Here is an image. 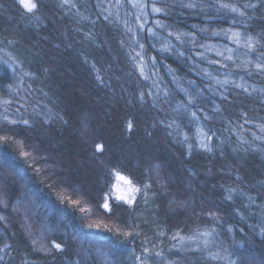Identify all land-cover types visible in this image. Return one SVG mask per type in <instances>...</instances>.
<instances>
[{
  "label": "trees",
  "instance_id": "obj_1",
  "mask_svg": "<svg viewBox=\"0 0 264 264\" xmlns=\"http://www.w3.org/2000/svg\"><path fill=\"white\" fill-rule=\"evenodd\" d=\"M145 1L163 11L33 0L29 12L0 0V48L21 49L0 62V264H139L144 247L150 264H264V72L252 63L249 75L245 50L211 35H264V0H223L257 4L244 18L217 13L215 0ZM120 176L151 186L130 190V206ZM69 186L88 214L60 198ZM103 217L110 227H89ZM215 221L207 247L171 239Z\"/></svg>",
  "mask_w": 264,
  "mask_h": 264
},
{
  "label": "snow or ice",
  "instance_id": "obj_2",
  "mask_svg": "<svg viewBox=\"0 0 264 264\" xmlns=\"http://www.w3.org/2000/svg\"><path fill=\"white\" fill-rule=\"evenodd\" d=\"M121 2H122V0H116L117 4H120ZM128 2L131 3L133 7H137L139 0H136V2H134V0H128ZM21 3L24 5V7L29 12H34V10L38 9L37 3L32 2V0H21ZM68 3H69V0H63L61 6H63V4H68ZM139 6L144 7V5H139ZM72 7H75V5L73 4ZM185 7L195 8V7H197V5L195 3H189V4L185 5ZM209 7L214 8L217 13H219L220 10L223 9V10H227L230 13L236 14V16H238V17L244 18V17L248 16L247 10L248 9H255L257 7V4L251 3V2L239 4L237 2H223V0H215V3L214 4H210ZM152 11L156 12V13H159V12L163 11V9L160 8V7H156L155 3H153ZM105 19H108V17L105 16ZM136 19L139 20V19H141V17L137 16ZM248 19H251V17H248ZM241 22H242L241 20H237V19H235V17L232 20L233 24H239ZM156 23L158 25H160V27H164V25L161 24V22L159 20H157ZM139 27L141 29H143L144 25L141 24ZM129 31H131V29H129ZM149 31H151V29H149ZM200 31L201 32H207L208 29L202 28ZM222 33H223L224 36L227 37V39L229 41L234 43L237 46V48H243L245 50L243 52V55L246 57V59L243 61L242 64L239 65L240 67L243 68V70L245 72H248V74L251 75V72L248 71V65L252 64V63H255V68L256 69L264 72V35L254 36V35H252L249 32H241V31L235 30V29H233L231 27H229L226 30L213 31L211 33V35L219 36ZM168 35L171 36L173 34L169 33ZM192 35H195V34H192ZM176 38L180 39V37L178 35H177ZM193 44L195 46V41H193ZM199 46L203 47V45H199ZM141 47H143V45H141ZM225 50L228 53L234 52L233 48H230V47H227V46H226ZM216 54H217V56H224V52H217ZM250 54L255 55V61H253L252 55H250ZM225 59L226 60H233V56L232 55H228V56L225 57ZM212 63L220 64V61H218V60L217 61H212ZM221 66L222 67H227L226 64H222ZM97 79H99V76L97 77ZM224 83H228V81H224ZM233 83H235V82L233 81ZM235 86L237 88H243V90L245 92L248 91V88H246L244 86V84H242V83L241 84H236ZM8 87L12 88L13 85L9 84ZM141 95L143 96V93ZM7 103H11V101H8ZM188 103H194V101L192 99H189ZM17 111H19V109H17ZM193 115H195V113H193ZM4 119L6 121L8 120L7 115H5ZM9 123H15V121H9ZM22 123L23 124H28L29 121L28 120H23ZM127 127L129 129H132V127H133L132 123L129 122ZM168 127H171V125H168ZM261 131L264 132V126H261ZM169 134H171V133H169ZM211 138H212L211 136H207V139L210 140ZM256 138L260 139V137H256ZM186 139H187V137H185V140ZM4 140H6V138L0 137V142H2ZM201 146L202 147H207L206 144H202ZM95 147H96L97 151H101L102 152L103 145L97 144ZM189 147H191V145ZM23 155L25 157H27V156L30 155V153L24 152ZM117 175H119V173H117ZM119 178L122 179V180L125 179L123 176H120ZM127 182L128 181H126V183ZM150 186L151 185L148 184V185H144L143 188L133 187L131 189V191L133 193H135V192H143L145 188H148ZM77 196H79V192L77 191V189L72 188L71 186H69V188L65 190V194H63L60 198L63 201H66L73 208H79L80 212L88 214L90 212V210L87 207L83 206L82 201L80 199L74 198V197H77ZM119 199L124 200L125 203L129 204L130 206L133 205L134 202H135V196L134 195H132L130 197L121 196V197H119ZM227 199L228 200L232 199L231 194L228 195ZM144 203H147V200H145ZM103 207L105 209L109 210V211L111 210L109 208V205H108L107 202L103 205ZM237 211H239V209H237ZM207 215L210 216V217H213V219L216 218L214 213H207ZM4 219H5V217L0 216V220H4ZM89 227H93V225H89ZM229 230H231V229H229ZM214 232H215V229L205 230V231H203L201 233H198L196 236H188V237L180 236V235L177 234V235L172 236L171 239L177 241V243H180V244H182L184 242H198L200 239H203V246L207 247L208 244H209L208 237L212 236L214 234ZM259 234L261 236H264V226H260ZM125 235L131 236V235H134V234L129 232V233H125ZM135 235H139V233H135ZM160 235H164V234L160 233ZM5 247H8V246L5 245ZM55 248L57 250H62L61 244H55ZM152 255H153L152 249H150L148 247H144L142 256L136 257V259L139 261V264H150V259H151ZM154 255L155 256H162L163 252L162 251H156L154 253ZM209 255L211 256V259H213V260L225 259V257L221 256L219 253H216V254L209 253ZM0 259H3V257H0ZM229 264H240V262H239L238 259L236 261H232V260L229 259Z\"/></svg>",
  "mask_w": 264,
  "mask_h": 264
},
{
  "label": "rangeland",
  "instance_id": "obj_3",
  "mask_svg": "<svg viewBox=\"0 0 264 264\" xmlns=\"http://www.w3.org/2000/svg\"><path fill=\"white\" fill-rule=\"evenodd\" d=\"M32 2H33V0H32ZM134 2H136V0H134ZM147 3L148 2H146L145 0H139L138 6L136 8L138 10V13L143 14V15H147L150 10L152 11L153 4L151 3L150 7H149ZM139 5H144V7H141ZM153 13H156V12H153ZM11 53L18 57L20 55V53H21V49L14 48L13 45L9 46V44L2 45L1 48H0V62L7 61L6 58H5V54L9 55ZM126 181H128V182L126 183ZM117 187H118L117 189L119 191V193L117 194L118 197H121V196L130 197L129 193H130V190H131L132 186H131V182L128 179H126V178L123 179V180L120 179L119 180V184H118ZM98 219H101V220H97V218H91V220H90L88 218V222L91 225L96 226V227H110L111 223H109V220L107 218L103 217V218H98ZM216 224L217 223L215 221L214 224H212V226L207 227L205 230L214 229ZM205 230L195 231L194 233H191L188 236H196L198 233H201V232H203ZM230 233L232 234L231 231H230ZM188 236H184V237H188ZM200 242L203 243V239H200L198 242H184L185 243L184 245L185 246L191 245L194 248H199L200 249L201 246H202V245H198V243H200ZM177 245H179V243H177Z\"/></svg>",
  "mask_w": 264,
  "mask_h": 264
}]
</instances>
